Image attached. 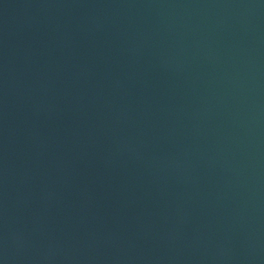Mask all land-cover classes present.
Returning a JSON list of instances; mask_svg holds the SVG:
<instances>
[{
    "label": "water",
    "instance_id": "1",
    "mask_svg": "<svg viewBox=\"0 0 264 264\" xmlns=\"http://www.w3.org/2000/svg\"><path fill=\"white\" fill-rule=\"evenodd\" d=\"M0 264H264V0H0Z\"/></svg>",
    "mask_w": 264,
    "mask_h": 264
}]
</instances>
